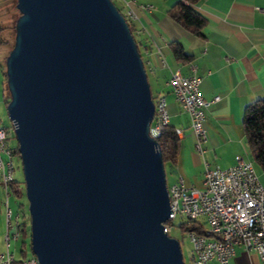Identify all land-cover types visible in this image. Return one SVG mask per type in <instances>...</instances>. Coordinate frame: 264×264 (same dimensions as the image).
<instances>
[{"label":"water","instance_id":"1","mask_svg":"<svg viewBox=\"0 0 264 264\" xmlns=\"http://www.w3.org/2000/svg\"><path fill=\"white\" fill-rule=\"evenodd\" d=\"M5 72L39 264H185L143 58L113 0H17Z\"/></svg>","mask_w":264,"mask_h":264},{"label":"crops","instance_id":"2","mask_svg":"<svg viewBox=\"0 0 264 264\" xmlns=\"http://www.w3.org/2000/svg\"><path fill=\"white\" fill-rule=\"evenodd\" d=\"M176 1L121 0L119 9L124 15L130 10L135 13L136 17L130 22L141 43L154 100L161 95L166 98L169 123L182 131L178 135L177 160L172 167L176 174L174 183L180 176L185 185L202 189L205 163L226 168L235 163L237 155L250 158L242 117L247 104L264 99V0H199L194 7L207 19L202 35L190 32L170 16L168 10ZM145 3L153 4V9H143ZM173 40L183 45L190 55L188 59L175 58L169 45ZM2 56L0 51L3 86ZM177 68L184 75L195 72L202 77L201 92L206 99L220 95L205 113L207 139L203 143V154L195 147L189 115L175 99L168 83L171 72ZM0 99L1 106L6 105L4 94ZM3 197L0 191V200ZM2 208L0 202V226L3 220L5 225ZM24 222L27 224L26 219ZM190 262L192 264L191 256ZM208 264L218 262L212 260ZM230 264L263 262L256 251L239 244Z\"/></svg>","mask_w":264,"mask_h":264},{"label":"built area","instance_id":"3","mask_svg":"<svg viewBox=\"0 0 264 264\" xmlns=\"http://www.w3.org/2000/svg\"><path fill=\"white\" fill-rule=\"evenodd\" d=\"M142 7L151 11L153 4L145 3ZM125 17L130 22L136 15L130 10ZM201 82L202 77L195 72L184 75L178 68L171 72L168 81L175 99L189 115L195 147L203 154V143L207 139L205 113L220 99V95L206 99L201 92ZM154 103L155 113L150 123V135L157 138L163 126L169 124L170 115L163 95L158 96ZM175 131L177 135L182 133L180 128H175ZM6 141V137L0 132V164L1 160H8L6 175L11 177L13 155H8L5 151ZM205 165L202 189L185 185L180 176L176 183L168 186L171 215L164 223L165 231H172L173 224L170 220L174 219V210H181L184 226L196 225L205 230H187L192 245V264H208L212 260H216L218 264H230L239 244L256 251L264 264V184L257 175L253 160L237 155L235 163L226 168L210 167L208 163ZM5 189L9 198L8 186ZM3 211L6 217V237L3 241L8 247L6 264H20L10 250L11 242L19 240L13 208ZM31 262L39 264L36 256H32Z\"/></svg>","mask_w":264,"mask_h":264},{"label":"trees","instance_id":"4","mask_svg":"<svg viewBox=\"0 0 264 264\" xmlns=\"http://www.w3.org/2000/svg\"><path fill=\"white\" fill-rule=\"evenodd\" d=\"M198 1L199 0H177L176 3L169 8L168 12L170 16L173 19H175L177 22H179L184 28H186L187 30H189L190 32L196 35H202V29L206 25L207 19L194 7V5ZM16 7H17V3H16ZM128 23L130 26V30L138 45V49L141 53V56L143 58L141 43L136 36L134 25L129 21ZM12 29H13L12 35L6 37L5 34L7 33L8 26H6L5 24L0 25V44L3 48L5 47L6 43L10 42V39H12V41L14 42L15 25L12 26ZM169 45L176 59L185 60L190 57V55L184 50L183 45L179 41L173 40L169 43ZM12 46L5 52L1 60L2 73H3V88H4V96L6 97V105L9 101L10 94L7 88L5 61L7 54L9 53ZM3 48L1 49V52H3ZM152 98L153 100L155 98L153 96V93H152ZM242 124L245 133L246 144L248 147L249 157L250 159L253 160L254 164H257L264 171V99H256L246 105L243 112ZM156 139L158 141V146L162 152L164 165L169 164V166L172 168L173 165L176 163L178 152L180 149V138L177 135L175 128L171 126L170 123L166 126H163L160 135ZM11 147L16 150L17 152L16 155H18V150H17L18 145L14 144L11 145ZM21 187H22V181L15 179L14 176V179L9 183L8 186V191L10 196L14 194L16 198H20L22 195ZM20 205H22V203ZM24 223L26 225V222ZM170 223L173 224L172 220H170ZM183 224L184 221L182 220L178 224L183 230L196 229L199 232L205 231L201 226H196V225L184 226ZM171 232H169V235H171L170 234ZM16 262L19 261L17 260Z\"/></svg>","mask_w":264,"mask_h":264},{"label":"rangeland","instance_id":"5","mask_svg":"<svg viewBox=\"0 0 264 264\" xmlns=\"http://www.w3.org/2000/svg\"><path fill=\"white\" fill-rule=\"evenodd\" d=\"M114 3L118 6V8H122L121 6V0H113ZM17 1L11 0V1H0V25L5 24L8 26L7 33L5 34L6 37H9L13 33L12 26L15 25L16 20L19 16V10L16 7ZM12 39H10V42L6 43L5 47L3 48L0 44V51L3 48V55L5 52L12 46ZM1 77L3 78V73L1 72ZM3 81V79H2ZM0 83V96H3L4 94V88ZM0 123L3 124L5 127V131L7 133V144H15L18 145L17 137L14 131V128L12 126V122L10 118L8 117L7 110H6V105L2 104L1 106V111H0ZM9 144V145H10ZM18 150V155L15 158V179L22 181V187H21V197L16 198L13 195H11L8 198L9 205L10 207L13 208V214L16 215L17 213L20 214V218H24L27 221V224L24 226L25 231H23L22 236H24L19 239V240H13L10 245V250L14 252L16 260L19 261L20 264H27V261L32 257L35 256L31 249V243H30V222H31V217L29 214L28 210V200L26 197V192H25V181H24V174H23V166H22V161H21V156L19 149ZM255 170L257 172V175L263 180L262 175H264V171L257 165L254 164ZM165 172H166V182L168 186H171L175 180H176V174L175 170L169 166V164L165 165ZM2 191V189H0ZM3 193V191H2ZM4 194V193H3ZM22 203V205H20ZM3 206V205H2ZM4 210V207L2 208V212ZM15 210V211H14ZM4 215V214H3ZM22 215V216H21ZM21 218V219H22ZM5 219V217H4ZM23 219V220H24ZM183 220L181 217L177 216L174 219H172V222L174 224L173 230L170 233L171 236L176 237L181 245L182 253H183V259L185 264H190V256H191V250H192V245L189 241L187 230H183L178 224L180 221ZM28 232V235L27 233ZM5 235V225H4V220L1 222L0 226V250L5 249V243L3 241ZM25 240V243H24Z\"/></svg>","mask_w":264,"mask_h":264},{"label":"bare ground","instance_id":"6","mask_svg":"<svg viewBox=\"0 0 264 264\" xmlns=\"http://www.w3.org/2000/svg\"><path fill=\"white\" fill-rule=\"evenodd\" d=\"M0 107H1V101H0ZM12 122V121H11ZM14 128V126H13ZM0 132L3 136L6 137L7 140V133L5 131V127L3 126L2 123H0ZM5 151L7 152L8 155H13V167L11 170V177L9 175H6V169H8V160H1L0 164V189L3 191V199L0 200L2 203L4 210H10V205L8 203V193L7 190L5 189V186H9V183L14 179V174H15V156H16V150L11 147V145L7 144V141L5 142ZM15 216L17 228L19 231V239L22 236V233L25 229L26 226H24L23 219L20 218V214L17 213ZM22 216V215H21ZM181 217L183 219V212L181 210H174V218L175 217ZM5 226H6V217H5ZM6 237V227H5V235ZM6 258H8V247L5 245L4 250H0V264H6ZM32 257L27 261V264H32L31 262Z\"/></svg>","mask_w":264,"mask_h":264}]
</instances>
